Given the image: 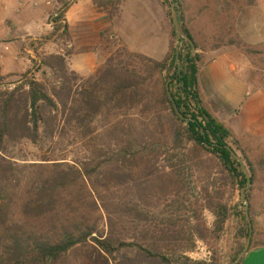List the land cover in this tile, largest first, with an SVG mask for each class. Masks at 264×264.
<instances>
[{
    "label": "trees",
    "instance_id": "1",
    "mask_svg": "<svg viewBox=\"0 0 264 264\" xmlns=\"http://www.w3.org/2000/svg\"><path fill=\"white\" fill-rule=\"evenodd\" d=\"M93 2L99 12L116 13L122 0ZM161 2L174 39L163 61L122 49L85 79L70 69L66 55L53 54L41 60L49 72L42 80L26 76L14 87H0V264H178L170 257L181 256L184 264H220L214 248L232 217L245 240L236 261L250 233L241 204L248 182L242 165L251 179L250 251L255 246L253 192L263 166L234 158L233 152L246 154V137L205 108L201 46L183 22L181 0ZM173 2L195 55L176 34ZM71 6L53 20L50 42L61 31L70 40L65 17ZM237 45L249 57L259 54ZM26 143L41 151L68 143L76 152L71 159L19 161L11 152ZM197 242L210 247V261L188 257Z\"/></svg>",
    "mask_w": 264,
    "mask_h": 264
},
{
    "label": "crops",
    "instance_id": "2",
    "mask_svg": "<svg viewBox=\"0 0 264 264\" xmlns=\"http://www.w3.org/2000/svg\"><path fill=\"white\" fill-rule=\"evenodd\" d=\"M74 1L65 17L72 38L87 42L92 31L99 40L102 36L106 38L108 33L111 34L108 42L112 41L116 49L123 48L156 61H163L170 52L173 33L161 0H122L118 12L113 15L106 10L99 12L93 0ZM56 2L58 4L60 0H0L2 76L7 75L3 62L8 56L6 49L10 50V45L5 42L18 33L14 23L23 24L19 28L21 34L41 35L42 12L46 13ZM185 2L181 0L183 22L200 44L204 55L199 91L205 108L238 137H248L264 144V69L259 68L254 59L239 50L236 44L218 45L213 34L209 41L199 42L189 27L191 20L210 23L216 20H211V12H203L204 9L209 11L206 7L201 6L196 13L189 12ZM236 9L239 36L245 44L258 50L264 45V17L260 16V11L256 14V9L251 11L243 1ZM214 15L218 16L217 13ZM110 51L107 44L103 50L91 52L85 48L75 52L69 56L71 70L87 79L113 55ZM260 51L257 52L262 54ZM243 264H264V247L254 246Z\"/></svg>",
    "mask_w": 264,
    "mask_h": 264
},
{
    "label": "rangeland",
    "instance_id": "3",
    "mask_svg": "<svg viewBox=\"0 0 264 264\" xmlns=\"http://www.w3.org/2000/svg\"><path fill=\"white\" fill-rule=\"evenodd\" d=\"M186 5L189 7V12H198L199 8L202 6L206 7L209 11L203 10V12H211V20L215 22H205L206 20L194 21L191 20L189 27L192 29L196 38L199 42L206 39L209 41L211 35L217 38V44L221 46H226L232 41L235 43L242 42L241 37L238 32V25L236 20L238 18L236 3L238 0H184ZM240 4L243 3L249 5L252 9H256V14L260 11V16L264 17V0H254V4L250 5V0H239ZM74 0H60L57 4L54 3L48 11L42 12L41 17L44 20L40 24V30L43 32L41 35L28 36V34H21L19 28L21 23H14L15 29L17 30V35L13 36L14 38L8 40L10 45V50L8 51L7 60L4 61L3 65L5 66L4 71L7 75L2 76L3 70L0 72V87L2 89L14 87L22 82L26 76L29 78H36L38 80L43 79V73L48 72L47 69H41V60L46 59L49 55L53 54H62L66 55L69 67L70 66V55L75 52H80L82 49L88 48L89 51H96L102 49L108 44L109 49L111 48L112 54H115L117 51L122 50L123 48L116 49V46L111 42H108L111 34L107 33V37L99 40L96 37V34L92 31L90 33V40H81L80 38H72L70 34L69 39H62V31L57 34V41H49L52 34H54L55 25L53 20L58 16L60 11H64L65 4H72ZM201 7V8H202ZM110 11V10H108ZM115 14V11L111 10L110 14ZM193 13L191 15H193ZM218 14L216 17L214 14ZM16 19V18H15ZM169 19V17H168ZM257 20V19H256ZM170 23V19L168 20ZM193 22V23H192ZM261 26L263 23H260ZM256 26V24H251ZM23 26V24L21 25ZM170 28L172 29L171 23ZM250 32H253L250 28ZM78 37V36H77ZM54 40V38H53ZM216 43V42H215ZM236 44V46H238ZM258 49V48H257ZM261 50V51H260ZM257 51L262 52V54H255L252 56L255 64L264 69V45L259 47ZM49 73V72H48ZM242 148L245 150L246 154H243L239 151L238 155L240 158L247 156L252 162L260 164L263 166V170H260V178L257 185L254 188L253 198L255 202L254 210V219H255V228L256 235L254 237L255 246L264 247V144L258 141H254L248 137L241 140ZM57 150V152H55ZM76 152V147L69 146L68 143L65 146L49 149L46 147L44 151H41L38 147L34 146L31 143H26L23 148H18L17 150L12 151V156L19 161H28V162H37L42 160L44 157L48 159H63L67 157L71 159L74 157ZM228 199V196H227ZM240 200V197H237ZM194 202V199L190 197L187 200V203ZM187 205V209H189ZM245 207V206H244ZM165 208L162 207L160 210H156V213L164 211ZM245 210V209H244ZM190 212V209L188 210ZM187 211V212H188ZM183 214V213H182ZM209 226L213 225L214 217L208 211L204 214ZM239 221L236 217H232L228 222L226 231L223 239L219 244L214 248L219 255L221 261L220 264H233L232 261L236 251L239 248V243H244L245 240L239 238ZM189 258L193 261H210L213 252H211L210 247L203 242H197L196 249L194 252L187 254ZM178 261V264L187 263L185 256L181 257H170ZM177 264V263H176Z\"/></svg>",
    "mask_w": 264,
    "mask_h": 264
},
{
    "label": "water",
    "instance_id": "4",
    "mask_svg": "<svg viewBox=\"0 0 264 264\" xmlns=\"http://www.w3.org/2000/svg\"><path fill=\"white\" fill-rule=\"evenodd\" d=\"M171 9H172V13H173L172 21H173V25H174L176 34L178 35V37H180L183 40L187 41L191 45V47H192V55H195L197 53V47H196L194 41L187 36V34L185 33L183 27L181 26V23L179 21V15H178V12H177V4L173 2ZM168 95H169L170 100L174 104L175 111H176L177 115L182 120H185V117L182 115L181 111L178 109V107H177V105L175 103V100H174V98H173V96L171 94V91H170L169 87H168ZM233 155H234V158L239 163L242 164L241 158L235 152H233ZM242 170H243V173L247 175L248 182H247V186L241 190V204H243L245 206L247 223H248V225L250 227V233H249V237H248L247 243H246V245L244 247V250L241 252V254L236 259V261L233 262V264H239L245 258V256L249 253L251 245H252V239H253V233H254L253 224H252V221H251L250 211H249V201H248V198H247V190L251 186V179H250L248 170H247V168L244 165H242Z\"/></svg>",
    "mask_w": 264,
    "mask_h": 264
}]
</instances>
